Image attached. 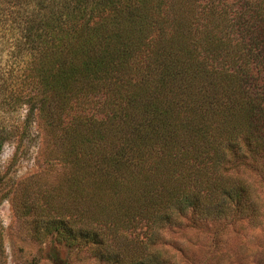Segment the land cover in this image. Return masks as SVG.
Listing matches in <instances>:
<instances>
[{
    "label": "trees",
    "instance_id": "1",
    "mask_svg": "<svg viewBox=\"0 0 264 264\" xmlns=\"http://www.w3.org/2000/svg\"><path fill=\"white\" fill-rule=\"evenodd\" d=\"M0 44L24 135L60 163L29 185L46 234L175 264L156 245L182 218L264 222L246 172L264 182V0H0Z\"/></svg>",
    "mask_w": 264,
    "mask_h": 264
},
{
    "label": "rangeland",
    "instance_id": "2",
    "mask_svg": "<svg viewBox=\"0 0 264 264\" xmlns=\"http://www.w3.org/2000/svg\"><path fill=\"white\" fill-rule=\"evenodd\" d=\"M17 59L0 44V264H109L89 245L70 248L46 234L35 213L43 199L29 185L55 181L61 168L47 162L34 126L23 133L26 87ZM246 172L254 186L257 218L263 219L264 182ZM159 232L156 246L175 264H264V222L254 225L243 217L200 224L182 218L179 226Z\"/></svg>",
    "mask_w": 264,
    "mask_h": 264
}]
</instances>
